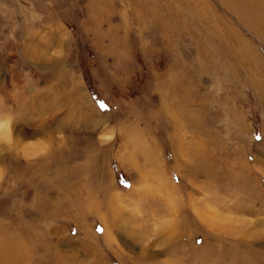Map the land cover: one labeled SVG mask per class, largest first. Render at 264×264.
<instances>
[{
	"label": "rangeland",
	"instance_id": "374dc122",
	"mask_svg": "<svg viewBox=\"0 0 264 264\" xmlns=\"http://www.w3.org/2000/svg\"><path fill=\"white\" fill-rule=\"evenodd\" d=\"M8 117L0 264H264V0H0Z\"/></svg>",
	"mask_w": 264,
	"mask_h": 264
},
{
	"label": "clouds",
	"instance_id": "9594fccd",
	"mask_svg": "<svg viewBox=\"0 0 264 264\" xmlns=\"http://www.w3.org/2000/svg\"><path fill=\"white\" fill-rule=\"evenodd\" d=\"M11 124H12L11 117L0 119V141L11 143V139H12Z\"/></svg>",
	"mask_w": 264,
	"mask_h": 264
},
{
	"label": "snow or ice",
	"instance_id": "6c2138e0",
	"mask_svg": "<svg viewBox=\"0 0 264 264\" xmlns=\"http://www.w3.org/2000/svg\"><path fill=\"white\" fill-rule=\"evenodd\" d=\"M100 108H101L102 110L105 109V105H104L103 103H101V104H100ZM257 139H259V137H257ZM97 231L102 232L103 230L98 228Z\"/></svg>",
	"mask_w": 264,
	"mask_h": 264
},
{
	"label": "bare ground",
	"instance_id": "6f19581e",
	"mask_svg": "<svg viewBox=\"0 0 264 264\" xmlns=\"http://www.w3.org/2000/svg\"><path fill=\"white\" fill-rule=\"evenodd\" d=\"M8 263V262H7Z\"/></svg>",
	"mask_w": 264,
	"mask_h": 264
},
{
	"label": "crops",
	"instance_id": "0c3cea01",
	"mask_svg": "<svg viewBox=\"0 0 264 264\" xmlns=\"http://www.w3.org/2000/svg\"><path fill=\"white\" fill-rule=\"evenodd\" d=\"M5 257V256H4Z\"/></svg>",
	"mask_w": 264,
	"mask_h": 264
}]
</instances>
